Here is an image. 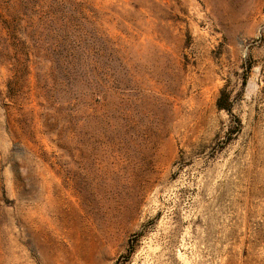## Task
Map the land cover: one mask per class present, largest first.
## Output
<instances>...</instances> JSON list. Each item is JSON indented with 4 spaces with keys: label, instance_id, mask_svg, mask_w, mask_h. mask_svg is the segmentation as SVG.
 I'll list each match as a JSON object with an SVG mask.
<instances>
[{
    "label": "rangeland",
    "instance_id": "374dc122",
    "mask_svg": "<svg viewBox=\"0 0 264 264\" xmlns=\"http://www.w3.org/2000/svg\"><path fill=\"white\" fill-rule=\"evenodd\" d=\"M0 264H264V0H0Z\"/></svg>",
    "mask_w": 264,
    "mask_h": 264
},
{
    "label": "trees",
    "instance_id": "16d2710c",
    "mask_svg": "<svg viewBox=\"0 0 264 264\" xmlns=\"http://www.w3.org/2000/svg\"><path fill=\"white\" fill-rule=\"evenodd\" d=\"M18 19H19V17H18ZM220 108L222 109V106H220Z\"/></svg>",
    "mask_w": 264,
    "mask_h": 264
}]
</instances>
